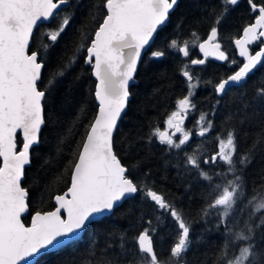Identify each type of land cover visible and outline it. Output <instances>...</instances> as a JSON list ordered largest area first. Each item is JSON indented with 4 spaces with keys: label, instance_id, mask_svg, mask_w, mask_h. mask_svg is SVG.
<instances>
[{
    "label": "trees",
    "instance_id": "trees-1",
    "mask_svg": "<svg viewBox=\"0 0 264 264\" xmlns=\"http://www.w3.org/2000/svg\"><path fill=\"white\" fill-rule=\"evenodd\" d=\"M101 3L69 0L50 24L37 28L33 37L32 48L36 50L49 43L48 34L65 18L70 20L45 57L44 83L50 77L55 83L47 97V123L26 169L24 184L29 189L32 214L53 209L54 196L69 187L72 167L97 114L95 80L91 66L84 60L103 16ZM256 15L248 0H239L236 6L225 5L222 0H178L142 57L137 84L130 89L128 109L114 136L116 154L142 191L126 199L111 215L90 223L79 240L44 253L34 264H150L138 245L139 234L145 228L152 234L159 264H225L238 255L240 247L248 245L254 247L246 264H264V209L256 211V205L264 202V62L224 95L215 90L239 68L241 59L234 41ZM214 26L218 27L217 41L228 60L207 58L204 65H192L191 59L202 58L198 44ZM172 40L178 42L177 46L171 45ZM184 44L189 48L188 57L180 52ZM259 48L260 44L250 45L251 52ZM154 51L165 55L154 58ZM61 70L64 75H57ZM184 71L197 83L191 96L194 110L185 124L193 136L180 148H169L160 142L158 132L165 128L171 113L179 110L178 101L189 94L192 80L183 76ZM201 115L211 123L202 137L197 131L201 130ZM229 133L235 143L233 165L220 160L212 164L211 156L218 152L219 141ZM189 157L197 159L200 166L188 164ZM205 159L210 162L204 164ZM202 171L211 180L204 179ZM237 175L238 198L225 217L220 208L209 205ZM217 184L221 189L215 187ZM148 190L162 195L190 226L189 247L180 259L171 256V248L179 240L177 223L147 197ZM30 218L26 215L24 222L29 224ZM245 225L251 226V233ZM241 232L251 239L237 241Z\"/></svg>",
    "mask_w": 264,
    "mask_h": 264
},
{
    "label": "snow or ice",
    "instance_id": "snow-or-ice-1",
    "mask_svg": "<svg viewBox=\"0 0 264 264\" xmlns=\"http://www.w3.org/2000/svg\"><path fill=\"white\" fill-rule=\"evenodd\" d=\"M238 2L222 0L223 4L232 6ZM248 2L250 10L258 15L254 23L243 28V35L235 40L239 55L246 62L216 86L218 94L225 91L226 85L244 80L257 65L264 62V0ZM67 3L68 0H0V264H29L31 258L64 244L83 231L95 216L111 212L126 197L142 191L114 151V132L127 107L130 82L134 80L142 51L167 23L178 0H102L103 16L86 48L84 60L97 79L94 94L98 112L87 128L72 167L70 186L62 195L55 196L54 210H36L32 214L29 189L24 184L26 169L32 162L31 150L40 142L42 127L47 123V97L51 95L55 83L54 77L44 83L45 57L49 48L55 46L64 33L69 18L48 34L49 43L33 50L32 41L39 23L50 20L56 10ZM217 36L218 27H211L207 40L199 45L204 58L191 59L192 65H204L206 59L217 52L216 59L228 60V56L220 51L221 45L212 43ZM177 43L176 40L171 41L173 47ZM208 44H211L210 48L206 47ZM253 44H260L254 54L249 48ZM180 52L188 57V45L184 44ZM164 55L163 51L151 53L154 58ZM57 75L63 76V70ZM183 76L189 82L193 79L188 71H184ZM189 105L188 97L180 99L179 110L168 117L167 125L176 133L182 132L181 123L189 112ZM210 128L211 123L203 127L198 135L204 136ZM187 139L185 133L177 143L168 133H159L160 142L169 148H180ZM234 151V137L229 133L227 140L219 141V150L211 156V163L216 164L219 157L222 163L232 166ZM187 162L195 168L200 166L198 160L192 157ZM209 162L208 159L203 161L204 164ZM240 163L243 164L244 160ZM200 175L211 180L206 172L202 171ZM238 181V175L228 180L227 186L220 190L209 207H222L223 215L227 217L238 198ZM215 187L221 189L219 184ZM146 195L158 209L168 212L176 221L179 240L171 248V256L180 259L189 247L190 226L162 195L152 190H148ZM261 209H264V202L256 205L257 212ZM26 215L31 217L29 225L23 219ZM261 223L264 224V221ZM148 224L151 225V220ZM245 227L249 233L252 232L251 226ZM250 239L243 232L236 236L237 241ZM138 245L139 251L150 258V264H159L149 228L139 234ZM253 247H240L238 255L227 259L225 264H246Z\"/></svg>",
    "mask_w": 264,
    "mask_h": 264
},
{
    "label": "water",
    "instance_id": "water-1",
    "mask_svg": "<svg viewBox=\"0 0 264 264\" xmlns=\"http://www.w3.org/2000/svg\"><path fill=\"white\" fill-rule=\"evenodd\" d=\"M69 4V0H68V3L67 4H65V5H61L60 6V8L59 9H57L56 10V12H55V14H54V16L52 17V18H50V20H48V21H41L40 23H39V25H38V27L41 25V24H50L51 22H52V20L54 19V17L56 16V14L59 12V10L61 9V8H63L64 6H66V5H68ZM177 6V5H176ZM176 6L174 7V9L176 8ZM173 9V10H174ZM172 10V11H173ZM172 11H171V13H172ZM170 13V14H171ZM169 20V19H168ZM253 23H254V21H253ZM248 26V25H247ZM163 27V26H162ZM157 34V33H156ZM156 34H154V37H153V40L150 42V44H149V46H146V48L142 51V55H141V59H140V62H141V60H142V57H143V55L145 54V52L148 50V48L151 46V44L153 43V41H154V39H155V37H156ZM243 35V31H242V34H241V36ZM241 36H239L238 38H240ZM208 37V36H207ZM94 38V37H93ZM217 38H218V36H217ZM237 38V39H238ZM207 40V38H205L204 40H202L199 44H198V49H199V45L201 44V43H204L205 41ZM212 43H219L218 41H217V39L216 40H214V41H212ZM220 44V43H219ZM234 44H235V41H234ZM206 47H211V44H208V45H206ZM235 47H236V50H237V54H238V56L244 61V62H246L245 61V58L244 57H241L240 55H239V49L237 48V46L235 45ZM249 48H250V46H249ZM259 50V49H258ZM258 50H256V51H258ZM200 51V50H199ZM220 51H223L222 50V48H220ZM250 51H251V49H250ZM256 51H254V53L256 52ZM224 52V51H223ZM201 53V52H200ZM225 53V52H224ZM253 53V54H254ZM201 55H202V58L201 59H203L204 58V54L203 53H201ZM219 55V53L217 52V53H215L214 55H212V56H209L208 58H212V59H215V60H218V59H216L215 58V56H218ZM218 61H220V60H218ZM140 62H139V64H138V67H137V71H138V68H139V65H140ZM243 62V63H244ZM243 65V64H242ZM195 66H198V65H195ZM258 66V65H257ZM239 69V68H238ZM237 69V70H238ZM236 70V71H237ZM137 71H136V73H135V76H134V80L133 81H131L130 82V86H129V91H130V89H131V87L133 86V85H135V84H137V79H136V74H137ZM235 71V72H236ZM234 72V73H235ZM233 73V74H234ZM232 75V74H231ZM230 76V75H229ZM93 78H94V80H95V87H96V84H97V79L93 76ZM225 79H227V78H225ZM224 80V79H223ZM222 80V81H223ZM244 80H242L241 82H239V83H231L230 85H226V89H225V91L222 93V94H220V95H224L225 93H226V91L230 88V87H232V86H235V85H239L240 83H242ZM130 99H131V94H130V97H129V99H128V103H129V101H130ZM96 102H97V104H98V101L96 100ZM128 103H127V107H126V109H125V111L122 113V115H121V118H120V120L118 121V126H119V124H120V122H121V119L123 118V116H124V114L126 113V111H127V109H128ZM97 112H98V110H97ZM118 126H117V128H118ZM43 128V127H42ZM42 131V130H41ZM116 131H117V129L115 130V132H114V136H115V133H116ZM161 132H166V131H161ZM167 133V132H166ZM175 133V130L173 131V134ZM18 136H20V134L18 133ZM158 137H159V135H158ZM39 144V143H38ZM37 144V145H38ZM37 145H34L33 146V149L37 146ZM32 149V150H33ZM32 150H31V153H32ZM114 151H115V149H114ZM119 158V157H118ZM30 166V165H29ZM28 166V167H29ZM70 186V185H69ZM64 193V192H63ZM63 193H61V194H56V195H62ZM55 195V196H56ZM55 196H54V199H53V203H54V206H55V204H56V202H55ZM130 197H132V196H130ZM130 197H126L124 200H122L111 212H105V213H103V214H100V215H97V216H95L92 220H90V222L88 223V225L90 224V223H92L93 221H96V220H98V219H100V218H102V217H104V216H108V215H111L113 212H114V210L117 208V207H119L126 199H128V198H130ZM51 210H54V208L53 209H51ZM47 211H49V210H47ZM23 219H24V217H23ZM26 225H29L30 224V222H29V224H27V223H25ZM87 225V226H88ZM87 228V227H86ZM85 228V229H86ZM85 229L83 230V231H81V232H78V233H76L73 237H71L70 239H68L64 244H62V245H60V246H58V247H56V248H52V249H49V250H47L46 252H44V253H48V252H51V251H54V250H57V249H59V248H61V247H63V246H65V245H67V244H69V243H71V242H74V241H77V240H79L81 237H82V235H83V233H84V231H85ZM155 251V250H154ZM44 253H42V254H40V255H38V256H36V257H34V258H31L30 259V262H29V264H34L36 261H37V259L41 256V255H43Z\"/></svg>",
    "mask_w": 264,
    "mask_h": 264
},
{
    "label": "flooded vegetation",
    "instance_id": "flooded-vegetation-1",
    "mask_svg": "<svg viewBox=\"0 0 264 264\" xmlns=\"http://www.w3.org/2000/svg\"><path fill=\"white\" fill-rule=\"evenodd\" d=\"M258 50V49H257ZM254 52H252V54H253ZM226 54V53H225ZM227 55V54H226ZM241 59V58H240ZM215 60V59H214ZM218 61V60H217ZM241 61V64H240V66L239 67H241L242 66V64H243V60L241 59L240 60ZM192 105H194L193 104V102H192V100L190 101V105H189V112L188 113H190L192 110H194V107H192ZM187 113V114H188ZM187 118L188 117H186L183 121H182V123H181V128H182V132L181 133H174L173 134V131L175 130L174 128H172L171 126H169V125H166L165 126V128L163 129L164 131H166L167 133H168V135L169 136H171L172 137V139L175 141V142H177L179 139H181V138H183V136H184V134L185 133H187V135H188V139L186 140V142L187 141H190L191 139H192V132H190L189 130H187V128H185V124H186V120H187ZM202 130V129H201ZM201 130H197L198 131V133L201 131Z\"/></svg>",
    "mask_w": 264,
    "mask_h": 264
},
{
    "label": "rangeland",
    "instance_id": "rangeland-1",
    "mask_svg": "<svg viewBox=\"0 0 264 264\" xmlns=\"http://www.w3.org/2000/svg\"><path fill=\"white\" fill-rule=\"evenodd\" d=\"M191 83V86H190V90H189V94H188V98H189V100L191 101V96L194 94V92H195V90H196V88H197V83L195 82V81H191L190 82ZM189 114L190 113H188L187 115H186V117H189ZM202 117H203V119H202ZM188 119V118H187ZM198 120H199V123H200V129H202L203 127H206L209 123L207 122V120H206V118H205V116H200L199 118H198ZM161 131H159L158 132V135H159V133H160ZM207 133V132H206ZM205 133V134H206ZM223 140H227V138L226 139H223ZM235 144V143H234ZM218 150H219V148H218ZM233 154H234V152L232 153V157H233ZM217 160H220L219 159V157L217 158ZM234 205V204H233ZM218 208H220L221 210H222V212H223V208L222 207H220V206H218ZM230 211V210H229Z\"/></svg>",
    "mask_w": 264,
    "mask_h": 264
},
{
    "label": "bare ground",
    "instance_id": "bare-ground-1",
    "mask_svg": "<svg viewBox=\"0 0 264 264\" xmlns=\"http://www.w3.org/2000/svg\"><path fill=\"white\" fill-rule=\"evenodd\" d=\"M224 51V50H223Z\"/></svg>",
    "mask_w": 264,
    "mask_h": 264
}]
</instances>
